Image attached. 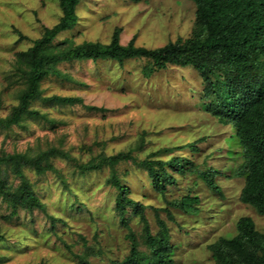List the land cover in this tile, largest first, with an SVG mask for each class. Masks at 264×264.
<instances>
[{"label": "rangeland", "instance_id": "374dc122", "mask_svg": "<svg viewBox=\"0 0 264 264\" xmlns=\"http://www.w3.org/2000/svg\"><path fill=\"white\" fill-rule=\"evenodd\" d=\"M77 14L78 24L56 37L54 49L86 42L108 45L117 31L125 46L134 42L137 47L160 48L191 36L196 5L189 0H82ZM62 15L59 0H0V117L10 115L25 87L17 70L18 54L42 38L46 28L58 24ZM146 63L63 62L58 68L71 80L47 77L41 85L43 96L78 97L84 104L36 101L32 108L47 114L53 124L25 117L17 126L0 129V157L60 152L44 162L53 166L45 173L24 167L46 211L20 210L9 217L11 206L0 197V264H80L79 256L90 264L122 261L130 253L131 241L116 210L113 175L146 207L153 234L159 230L156 213L168 224L176 246L175 264H216L208 246L236 235L242 217H251L264 232V215L241 202L244 180L232 173L217 179L221 193L212 191L197 174L181 177L172 171L177 183L165 196L150 185L140 163L177 154L195 157L202 169L216 167L222 172L231 163L227 152L233 128L204 110L203 81L194 68L170 66L147 77ZM203 139L207 142L198 145L199 154L182 150ZM122 153L133 158L114 167L104 164L82 171L81 166L101 165L105 158ZM21 181L13 167L0 166V183L6 190H17ZM188 195L199 196V213L168 212L169 202ZM127 215L140 248L146 250L142 218L131 209Z\"/></svg>", "mask_w": 264, "mask_h": 264}, {"label": "trees", "instance_id": "16d2710c", "mask_svg": "<svg viewBox=\"0 0 264 264\" xmlns=\"http://www.w3.org/2000/svg\"><path fill=\"white\" fill-rule=\"evenodd\" d=\"M81 1L59 0L63 13L59 23L53 28H46L42 38L18 54L17 70L25 87L10 115L0 117V129L17 126L25 117L45 119L53 124L47 114L32 108L36 101L56 106L84 104L78 97L43 96L41 85L47 77L71 80L58 68L63 62L110 60L123 64L132 59H145L148 62L144 69L147 77L170 66L192 67L203 81L204 110L222 124L232 125L233 133L228 138L227 152L231 163L219 173L216 167L202 169V164H198L195 157L188 159L185 155L177 154L168 160H145L140 165L148 172L150 185L163 196L170 186L177 183L172 172L181 177L197 174L217 193H221L217 179L232 173L233 177L244 180L241 202L264 215V0H189L196 5V20L191 36L179 38L160 48L137 47L134 42L125 46L116 30L108 45L86 42L68 50L54 49L56 37L78 24L77 8ZM89 109L107 111L95 106ZM206 142L203 139L182 150L189 149L192 154H199L201 149L198 145ZM56 154L60 152L51 150L37 157L18 153L0 157V166L13 167L22 179L17 190H6L4 183H0V197L12 209L9 217L18 215L20 210L46 211L45 204L27 180L24 167L45 173L53 166L44 162ZM131 158V154L122 153L105 158L101 165L88 164L81 168L87 172L99 169L104 164L114 167L120 161ZM111 184L118 191L116 210L128 231L127 239L131 241L129 255L113 264H175L173 256L176 246L172 243L168 224L156 213L159 230L153 234L145 214L146 207L131 197L130 187L122 184L117 175H113ZM199 203V196L188 195L169 202L171 209L168 212L175 209L186 215H195L200 212ZM129 209L142 218L146 250L140 248L130 225ZM170 216L173 218V214ZM208 248L216 264H264V232L257 229L251 217H242L238 221L236 235L221 237ZM79 258L80 264H90L87 257Z\"/></svg>", "mask_w": 264, "mask_h": 264}]
</instances>
